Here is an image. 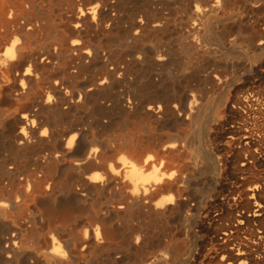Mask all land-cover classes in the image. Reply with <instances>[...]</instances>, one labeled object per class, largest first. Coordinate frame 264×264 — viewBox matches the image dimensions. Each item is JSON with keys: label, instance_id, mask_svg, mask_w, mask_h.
Here are the masks:
<instances>
[{"label": "bare ground", "instance_id": "bare-ground-1", "mask_svg": "<svg viewBox=\"0 0 264 264\" xmlns=\"http://www.w3.org/2000/svg\"><path fill=\"white\" fill-rule=\"evenodd\" d=\"M0 264H264V0H0Z\"/></svg>", "mask_w": 264, "mask_h": 264}]
</instances>
